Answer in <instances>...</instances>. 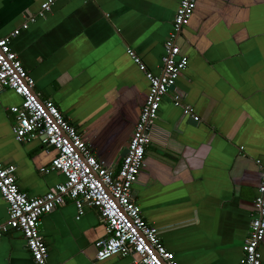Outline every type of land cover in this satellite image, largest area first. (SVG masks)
Masks as SVG:
<instances>
[{
  "label": "crops",
  "instance_id": "crops-1",
  "mask_svg": "<svg viewBox=\"0 0 264 264\" xmlns=\"http://www.w3.org/2000/svg\"><path fill=\"white\" fill-rule=\"evenodd\" d=\"M44 0H0V36L19 28ZM179 0H57L10 40L33 91L51 101L90 147L116 169L147 92L142 72L158 74L162 43ZM176 44L187 60L175 82L199 121L161 100L131 187L141 216L178 264H236L264 156V0H197ZM19 98L0 89V164L14 165L18 189L38 197L63 176L46 168L55 152L17 143L8 108ZM69 200L40 218L48 264H136L132 256L95 261L104 229L94 208ZM6 205L0 198V224ZM264 264V237L258 247ZM0 264H33L16 231L0 235Z\"/></svg>",
  "mask_w": 264,
  "mask_h": 264
},
{
  "label": "built area",
  "instance_id": "built-area-1",
  "mask_svg": "<svg viewBox=\"0 0 264 264\" xmlns=\"http://www.w3.org/2000/svg\"><path fill=\"white\" fill-rule=\"evenodd\" d=\"M57 0H44L35 14L28 16L19 28L0 36V89L19 98V104L8 108L13 124V139L20 144L38 141L55 154L49 165L40 172H56L63 176L61 183L50 187L38 197H28L16 184L14 165L0 164V198L6 205V220L0 224V235L16 231L24 241L33 264H48L47 249L39 235L40 218L69 200L78 219L83 208L96 209L104 235L94 246L95 261L111 257L132 256L136 264H178L171 252L162 245L157 229L144 221L131 198V187L143 164L145 148L150 143V130L157 118L159 104L170 93L173 107L192 122L199 121L191 106L183 105L175 82L187 65L180 55L176 40L188 23L197 0H179L171 20L170 31L162 43L158 74L146 71L140 59L127 49L126 55L143 73L147 92L137 120L116 169L99 163L90 147L49 100H42L33 91L34 82L9 47L20 30H26L37 18H43ZM258 172L256 196L248 232L236 264H260L259 244L264 237V156L255 158Z\"/></svg>",
  "mask_w": 264,
  "mask_h": 264
},
{
  "label": "flooded vegetation",
  "instance_id": "flooded-vegetation-1",
  "mask_svg": "<svg viewBox=\"0 0 264 264\" xmlns=\"http://www.w3.org/2000/svg\"><path fill=\"white\" fill-rule=\"evenodd\" d=\"M143 165V164H142ZM142 168V167H141ZM141 170V169H140Z\"/></svg>",
  "mask_w": 264,
  "mask_h": 264
},
{
  "label": "water",
  "instance_id": "water-1",
  "mask_svg": "<svg viewBox=\"0 0 264 264\" xmlns=\"http://www.w3.org/2000/svg\"><path fill=\"white\" fill-rule=\"evenodd\" d=\"M85 142V141H84ZM86 143V142H85Z\"/></svg>",
  "mask_w": 264,
  "mask_h": 264
},
{
  "label": "trees",
  "instance_id": "trees-1",
  "mask_svg": "<svg viewBox=\"0 0 264 264\" xmlns=\"http://www.w3.org/2000/svg\"><path fill=\"white\" fill-rule=\"evenodd\" d=\"M64 118V117H63Z\"/></svg>",
  "mask_w": 264,
  "mask_h": 264
}]
</instances>
